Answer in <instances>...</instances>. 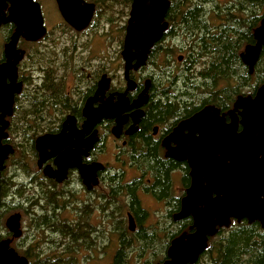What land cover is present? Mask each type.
<instances>
[{"label": "flooded vegetation", "instance_id": "obj_1", "mask_svg": "<svg viewBox=\"0 0 264 264\" xmlns=\"http://www.w3.org/2000/svg\"><path fill=\"white\" fill-rule=\"evenodd\" d=\"M34 1L40 4L43 15V3L41 4L40 0ZM85 1L95 5L93 17L85 29L78 30L72 27L63 18L57 2L54 0L60 14V19L55 26L57 35L51 37L53 32L44 22L47 33L41 39L31 41L23 36L19 38L17 50H19V55L22 52L24 54L16 64L15 79H13L12 65L3 66L8 62L5 51L6 44L11 41L17 27L14 21L8 20L12 13V2L7 0V4L0 11V128L7 124L4 130L6 136L2 139V144L11 145L14 148V153L9 155L2 173L9 167L7 162L15 154L17 148H28L29 134L31 132L39 133L34 140L33 151L30 150L27 153L31 158L22 161L21 167L26 178H29L30 186L35 188L37 184L41 187L40 185L45 183L48 187L40 188L38 192L27 197L28 201L23 202L21 211H18L22 215L23 232L20 237L13 238V232L9 231L7 227H4L5 230L0 232V241L13 238L11 247L26 257L29 263L32 254L38 252L40 255L43 249L47 250L46 245L51 246L49 240L60 241L63 248L65 247L63 244L65 239L61 233L52 231L54 225L52 227L45 225V221L51 220L54 223L66 221L74 228V236H77L79 226L93 227L94 206H96V210L101 211V207L104 206L106 210L102 212L107 214L108 206L103 202L109 199V193L113 189L122 192L124 198L128 200L130 212L134 215L136 222H138L136 215L138 207L137 203L132 202L133 195L139 199V195L143 194L155 198L157 201L161 200L160 202H163L169 209V202L159 199L157 194L166 191L167 199L171 194L177 195L173 177L179 175L178 181L184 185V168H188V165L186 161L180 162L166 156L167 150L163 142L182 120L193 116L206 105H214L201 104L202 107L194 113L176 118H172L168 114L160 115L158 105L160 102H164L166 95L162 92L168 85L161 88V92L158 88V80L163 79L161 84L164 81L167 83L165 73L173 74L177 70V76H181L186 69H191L195 65L202 69L211 65V60L207 55L199 54L200 57L197 55L199 57L197 59L194 52L190 51L189 33L180 25L179 19L187 17V9L196 7V5L204 18L208 19L219 8V3H225L228 0H203L200 4L192 3L190 5L185 3L181 5L183 13H177L173 19L174 22L170 15L175 0H169L170 4L164 20L168 24L167 29L161 38L153 43L146 63L138 69L129 70V80L133 82L134 87L128 91L122 52L133 0H122V2L119 0L117 3H113L115 0ZM123 4L125 5L123 6ZM126 4H128L127 7H125ZM116 7L119 10H116ZM127 16H129L128 19L124 21ZM114 34H116L114 40L116 46L111 54L110 38ZM244 47L240 50V54ZM13 60L15 59L11 61L13 62ZM259 60L254 66L253 73H250L249 67L241 59L248 70L249 77L255 80H251L246 86L247 90L240 95L254 97L258 88L264 83V76L256 75ZM204 75L200 77L202 82ZM103 81H107L108 87L99 91ZM147 87L148 90L145 92ZM218 88H222L220 83ZM121 93L126 94L128 102L121 104L120 107L128 106L129 109H124L121 112L120 118H125V121L119 137L112 131L117 124V118H102L94 126H85L88 117L85 115L84 109L88 101H90L91 111H93L103 108L109 103L116 105ZM141 95H146L147 101L141 106L143 115L138 117V121H135L133 116L138 108L131 106L134 102H138ZM233 107L234 103L227 110L218 107L227 124L231 122L229 111ZM157 110H159V115L155 116ZM236 113L238 114V112ZM69 118L73 120L69 121L65 127ZM241 128L239 124L238 131ZM62 132L63 137L60 142L65 144L62 152L68 149L77 150L78 162L81 165L89 166L95 162L104 165V169L97 171V185L85 182L77 166L69 167L61 181L45 175L46 167L52 171L59 169L56 163L58 155L50 157L42 166H39V152L36 149L37 137L44 134L57 135ZM91 140H95L92 147L90 146ZM171 146L174 147L175 143H172ZM110 148H112L111 152ZM152 150H155L156 156L161 161L168 160L176 166L168 170L171 180L168 187L163 189H160L161 185L158 187L156 184L154 171L151 168V163H155V161L149 162L153 158ZM107 154L111 156L114 163H118L117 161L122 159L123 164L134 172L120 171L119 167L117 172L112 170L116 166H112L107 160L100 159L101 156L106 157ZM189 172L188 168V174ZM133 173L135 175L129 177ZM127 175H129L128 178ZM90 184L91 187H89ZM189 185L184 187L183 192L180 190L182 194L179 201L180 208L182 197ZM1 190L2 183L0 192ZM61 196H64L62 201L69 200L70 204H59L58 199ZM96 196L101 199L100 204L98 201H94ZM52 201L54 204H49ZM90 235L92 236V234Z\"/></svg>", "mask_w": 264, "mask_h": 264}, {"label": "water", "instance_id": "obj_2", "mask_svg": "<svg viewBox=\"0 0 264 264\" xmlns=\"http://www.w3.org/2000/svg\"><path fill=\"white\" fill-rule=\"evenodd\" d=\"M9 1L12 2V13L8 20L14 21L17 27L11 41L6 44L8 62L3 66L12 65L15 79L16 64L24 54L22 52L19 55L17 50L19 38L23 36L37 41L46 35L47 29L38 2ZM56 2L61 15L72 27L82 30L89 25L95 10L93 3L85 0ZM6 4L7 0H0V11ZM169 4V0L132 1L122 52L127 91L134 87L129 80V70L138 69L146 63L153 43L167 29L168 24L164 20ZM254 39L255 42L247 44L240 54L250 73H253L264 48V15L254 30ZM12 59L15 60L12 62ZM134 61L136 62L133 63ZM107 87V81H103L99 91ZM147 90L148 87L145 92ZM146 101L147 96L141 95L138 102L131 106L138 108L133 116L135 121L143 115L141 106ZM126 102V94L121 93L116 105L109 103L103 108L91 111L88 101L84 109L88 117L85 126H94L102 118H117V124L112 131L119 137L125 121V118H120L121 112L129 109L128 106L121 108L120 105ZM229 115L231 122L227 124L218 107L206 105L193 116L182 120L163 142L167 150L166 156L180 162L186 161L190 170V185L182 197L181 208L173 215V219L180 221L191 217L193 225L190 228L192 231H185L172 240L167 250L168 258L158 264H195L207 249L209 238L216 235L220 228H228L233 220L259 222L264 229V83L254 97L238 95ZM72 120L69 118L65 127ZM239 124L242 128L238 131ZM6 127L7 124L0 128V187L5 162L14 153L11 145L2 144ZM62 137L63 132L57 135L44 134L36 139L39 166L50 157L58 155L56 163L59 169L52 171L46 167L45 175L61 181L69 167L77 166L85 182L97 185V171L104 169V165L100 162L89 166L81 165L77 150L68 149L62 152L65 145L60 142ZM94 141L91 140V147ZM172 143H175L174 147L171 146ZM21 218V213L16 212L5 221L6 227L14 234L13 238L22 235ZM128 228L132 232L137 228L132 212H128ZM13 238L0 241V264H29L26 257L11 247Z\"/></svg>", "mask_w": 264, "mask_h": 264}, {"label": "trees", "instance_id": "obj_3", "mask_svg": "<svg viewBox=\"0 0 264 264\" xmlns=\"http://www.w3.org/2000/svg\"><path fill=\"white\" fill-rule=\"evenodd\" d=\"M202 1H173L174 7L170 15L172 21L174 22L173 19L177 16V13H183L181 5L185 3L189 5L192 3L200 4ZM197 6L191 9L188 8L187 17L179 19V22L186 32L189 33L191 40L190 51L194 52L196 57L199 54L207 55L211 60V65L204 69L195 65L191 69H186L181 76H177V70L173 74L165 73L164 76L167 83H164V81L161 84L163 79L158 80V88L161 92V88L168 85L162 92L166 95L164 102H160L158 105V109L161 112L160 115L168 114L172 118L184 116L194 113L203 104L207 103L214 104L222 110H227L228 107L233 105L236 96L242 94L247 84L250 83L248 81L250 80L248 70L240 59V50L246 44L254 42L253 32L264 14V0H228L225 3H219V8L208 19L204 18ZM203 74L205 75L202 82L200 77ZM256 75L258 77L264 76V48L257 65ZM219 83L222 87L220 89L218 88ZM159 110H157L158 113L156 111L155 116L159 115ZM38 134L32 132L29 134L30 142L28 148H17L15 154L7 162L8 166H22L24 156L32 148L34 149V140ZM151 155H153V158L149 162L151 160L155 161V163H151V168L154 171L156 184L158 187L161 185L160 189L166 188L171 180L168 170L176 166L168 160L161 161L156 156L155 150L151 151ZM15 157L17 159L13 161ZM188 168H184V185H181L182 192L184 187L190 184ZM1 183L0 206L2 195H5L12 184L11 179L6 177V170L2 173ZM114 190L116 189H113L110 197L114 198L121 195L122 192ZM18 193L21 194L20 191ZM157 195L159 199H165L169 202L168 217L172 219L173 213L180 208L179 201L182 194H171L168 199L166 191ZM63 198L64 196H61L58 199L59 204H70L69 200L62 201ZM131 199L132 202L137 203L138 209L135 210L137 211L138 219H140L139 216L142 211L146 216L148 213L141 207L140 199L134 195ZM49 204H54V202L52 201ZM119 204L111 201L108 205V207L114 206L117 208L112 212L117 216L115 222L119 223V226L115 229L118 238L117 246L119 247L115 253L113 264H127L131 259H134L131 258V254L134 252H130L131 249H129L133 244L139 245L137 248L138 252H135V259L145 258L147 255L149 257L146 260L147 264L163 262L168 258L167 250L172 240L181 233L190 231L193 224L191 217L174 222L176 226L172 227L162 226L161 223L163 222L160 221L153 222L150 226H146L142 221H139L137 229L131 232L126 225V219H123L125 210L119 211ZM15 208L22 209L18 203ZM93 209L96 211V206ZM105 210L104 206H102V211ZM118 214L122 217H118ZM56 223L51 220L45 221V225L50 227L54 225L52 231L61 233V236L65 239L63 241L65 247L63 248L60 241L49 240L51 246L47 250L43 249L40 255L38 252L32 254L29 264H81L83 259L89 262L92 259V255L80 256V253L86 249L94 250L99 236H91L90 234L97 232V228L94 225L93 227L79 226L77 228V236H74V228L66 221ZM50 227L48 228L50 229ZM0 229L2 231L5 230L1 227ZM110 245H113V243L111 242ZM103 248L105 247L103 246ZM19 252L23 254L21 250ZM195 264H264V229L259 222L249 223L247 220H242L241 222L233 220L228 228H220L216 235L209 238L207 249L201 254Z\"/></svg>", "mask_w": 264, "mask_h": 264}, {"label": "rangeland", "instance_id": "obj_4", "mask_svg": "<svg viewBox=\"0 0 264 264\" xmlns=\"http://www.w3.org/2000/svg\"><path fill=\"white\" fill-rule=\"evenodd\" d=\"M118 1L119 0H115L113 3H117ZM40 2H41V4L43 3V5H44V7H43L44 22H45L46 26L51 28V32H53L51 34V37H55L57 35V28H55V26H56V23L58 22V20L60 19V14L56 8V4H55L54 0H40ZM121 2H122V0H121ZM124 5L125 4H123V6ZM127 5L128 4H126L125 7H127ZM116 10H119V8L116 7ZM128 17L129 16H127L124 21H126L128 19ZM115 38H116V34H114L110 38V53L111 54L113 53L112 51L116 46V43L114 41ZM251 80H252V78H250V80H248V81H251ZM254 80L255 79H253L252 81H254ZM245 82H247V81H245ZM245 90H247V89L245 88ZM111 150H112V148L109 149L110 152H111ZM30 158H31V156L26 154L24 156V161H27ZM16 159H17V157H15L13 161H15ZM100 159L107 160L110 162V164L112 166H116L115 169H112V170H115L116 172L118 171V169H117L118 167L120 168L119 169L120 171L125 170V172H126L127 170H129V167L125 166L123 164L122 159H119L117 161L118 163H114V161L111 159V156L109 154H107L106 157L101 156ZM120 162H121V164H120ZM131 172H134V171L133 170L128 171V173H131ZM134 175H135V173H133L131 176L127 175V178H128V176L132 177ZM6 177H9L11 179L12 184H11V186H9V190L7 191L8 193L6 192L5 195H2V202H1V206H0V227L1 228L6 227L5 221L9 215H11L12 213H16L18 211H21V209L15 208V205L17 203L21 207L23 202L28 201L27 200L28 196H32V194L34 192H38L40 190V188L42 189V187L48 188L47 184H45V183H43V185H40L41 187H39L37 184H36L35 188L30 186L29 185V182H30L29 178H26V176L24 174V170L20 166L10 165L9 167H7ZM178 179H179V175L173 177V183H174L175 187L177 188L176 189L177 195H179L180 190H181V183H180V181H178ZM125 181H126V179H125ZM53 190H55V189H53ZM18 191H20L21 194L18 193ZM114 191L118 192L117 189ZM110 192L112 194L113 190ZM139 197H140L141 207L148 214L145 216V213L141 212L140 216H139L140 219H138V222L142 221L146 226H150V225H152L151 223H153V222L156 223V222L160 221V222H163V223H161L162 226H165V225H167L169 227L176 226L174 223L175 221L173 219V216H172V219H170L168 217L169 209L165 207V204L163 202H160L161 200L157 201V199H155V198L153 199L152 197H149L148 195H143V194H141V196L139 195ZM94 201H98L100 204L101 199H99L98 196H96ZM111 201H114L117 204L120 203L119 204V211H123V209L125 210L123 219L124 220L126 219V225L128 227V212H130V207L128 206V200L126 198H124L123 193H121L120 196H116L114 198L110 197V193H109V199H107L105 202H103V204L108 206L111 203ZM116 209H117L116 207L110 206V207H108L107 214L105 212H102L101 210H96L94 212V223L93 224L97 228V232H92V236L97 235L99 237L97 238V242H96L94 250L86 249L80 253V256L81 255H88V254L92 255V259H90L89 262H86L85 259H83V260H81V264H88V263H90V264H113V262L115 261V253L117 251V248L119 247V246H117L118 245V240H117L118 238L116 235L117 231H115V229L117 226H119V223L115 222L117 220V216L112 211L116 210ZM174 214H175V212L173 213V215ZM118 217L121 218L122 216L120 214H118ZM138 222H136V226H137ZM128 230H129V228H128ZM190 231H192V230H190ZM0 232H2V229H0ZM139 238H140V236H139ZM111 242L113 243V245H110ZM103 246L105 248H103ZM138 246H139L138 244H135V245L133 244L129 248V249H131L130 252H134L131 254V258H134V259H131L127 264H147L146 260L149 258L147 255L145 256V258L135 259V256H136L135 252H138V250H137ZM46 247L48 249L49 245H46ZM125 251H127V250H125Z\"/></svg>", "mask_w": 264, "mask_h": 264}]
</instances>
